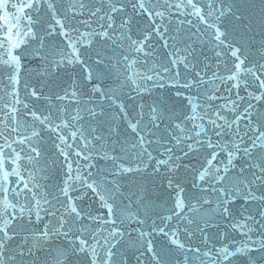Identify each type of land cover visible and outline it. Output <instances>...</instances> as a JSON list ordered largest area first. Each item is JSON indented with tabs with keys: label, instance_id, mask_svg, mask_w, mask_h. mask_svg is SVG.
I'll list each match as a JSON object with an SVG mask.
<instances>
[{
	"label": "snow or ice",
	"instance_id": "6c2138e0",
	"mask_svg": "<svg viewBox=\"0 0 264 264\" xmlns=\"http://www.w3.org/2000/svg\"><path fill=\"white\" fill-rule=\"evenodd\" d=\"M0 264H264V0H0Z\"/></svg>",
	"mask_w": 264,
	"mask_h": 264
}]
</instances>
